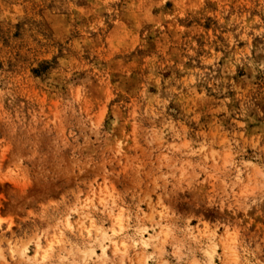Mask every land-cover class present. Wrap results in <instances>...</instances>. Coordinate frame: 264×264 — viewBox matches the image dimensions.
Wrapping results in <instances>:
<instances>
[{
  "label": "rangeland",
  "instance_id": "1",
  "mask_svg": "<svg viewBox=\"0 0 264 264\" xmlns=\"http://www.w3.org/2000/svg\"><path fill=\"white\" fill-rule=\"evenodd\" d=\"M0 264H264V0H0Z\"/></svg>",
  "mask_w": 264,
  "mask_h": 264
}]
</instances>
